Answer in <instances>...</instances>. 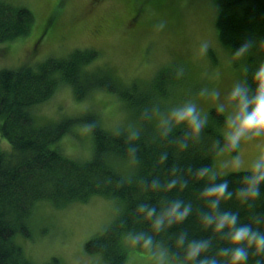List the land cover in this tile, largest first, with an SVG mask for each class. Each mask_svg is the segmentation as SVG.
Returning <instances> with one entry per match:
<instances>
[{
  "label": "trees",
  "instance_id": "trees-1",
  "mask_svg": "<svg viewBox=\"0 0 264 264\" xmlns=\"http://www.w3.org/2000/svg\"><path fill=\"white\" fill-rule=\"evenodd\" d=\"M217 4L219 39L227 50L246 57L243 87L252 97L259 83L255 74L264 65V0ZM34 19L29 8L0 0V41L28 35ZM100 57L95 48L77 47L65 56L0 69V128L12 146L0 147V264H36L16 235H30L40 203L65 207L93 196L120 201L114 221L86 242L87 251L101 254L105 264H124L129 241L149 253L161 247L178 264H264V249L254 241L232 239L235 229L245 225L264 233V179L253 180L264 169L212 172L220 150L238 152V144L225 134V113L215 106L198 113L199 130L188 119L166 118V106H153L151 92L155 87L160 97L170 95L181 75L164 72V67L147 83L127 82ZM62 85L71 88L77 101H87L98 91L116 93L128 110L127 122L110 129L96 108L39 122L37 108ZM237 102L241 107L239 97ZM81 126L91 136L88 158L71 155L60 145ZM224 181L223 194L208 191ZM176 204V213L187 209V214L172 213ZM225 213L234 215L235 222L217 227ZM193 243L204 246L190 255ZM237 247L247 251L246 260L233 261ZM42 264L61 261L52 257Z\"/></svg>",
  "mask_w": 264,
  "mask_h": 264
},
{
  "label": "rangeland",
  "instance_id": "rangeland-1",
  "mask_svg": "<svg viewBox=\"0 0 264 264\" xmlns=\"http://www.w3.org/2000/svg\"><path fill=\"white\" fill-rule=\"evenodd\" d=\"M8 1L29 8L35 19L28 35L0 41V69L33 64L51 55L65 56L77 47H92L100 51V61L127 82L147 83L164 67V72L181 75L170 95L160 97L155 87L151 92L153 106L160 102L166 106V118L174 117V110L187 104H194L197 113L213 106L221 110L223 105L228 119L226 136L232 131L229 119L240 106L231 93L237 85L243 87L246 57L222 45L216 26L217 0ZM90 108L98 109L110 129L127 122L128 110L116 93L98 91L87 101H77L66 85L60 86L36 113L44 123ZM77 131L64 136L60 145L71 155L88 158L90 132L82 126ZM253 132L241 137L237 153L220 150L212 172L254 170L253 162L264 152V129L258 135ZM0 147L11 150L1 128ZM119 210V200L103 196L65 207L43 202L30 221V235L18 233L16 241L36 264L52 257H58L61 264H105L101 254L87 251L86 242L107 228ZM127 245L130 251L124 264H158L161 253L164 264H178L169 260L161 247L149 253L135 249L130 241Z\"/></svg>",
  "mask_w": 264,
  "mask_h": 264
},
{
  "label": "clouds",
  "instance_id": "clouds-1",
  "mask_svg": "<svg viewBox=\"0 0 264 264\" xmlns=\"http://www.w3.org/2000/svg\"><path fill=\"white\" fill-rule=\"evenodd\" d=\"M206 47V46H205ZM244 47H247L245 45ZM243 48L241 49V51ZM256 79L259 81L257 85V90L254 96L249 97L247 93V89L240 85H237L232 90V97H239L240 100V111L236 113L234 117L229 119V124L232 127V131L227 133L228 137L232 141L233 145L239 143L242 136L249 130H254L253 134H259L262 129H264V65H262L256 72ZM218 95V93H217ZM249 104L253 106L249 109ZM221 110H223V105H221ZM173 116L176 120H184L188 119L190 123L193 124L196 130H199L201 127V121L198 118V113L196 110V106L194 104H187L181 108L174 110ZM254 171H259L264 169V152L260 154V156L253 162ZM264 179V171H259V174L253 177V180L258 183L259 180ZM227 188V181L222 182L219 185H215L208 189L209 192L223 194L225 189ZM251 194H257L258 189L254 186L250 189ZM231 193H229L230 195ZM215 203V202H214ZM179 207V204H176L173 209H171L172 213H175L179 217H183L187 214V209L183 212L176 213V208ZM151 211H154L151 210ZM235 216H229V214L225 213L218 223L217 227H223L225 221L230 223L235 222ZM162 219H158L157 223H161ZM247 238L249 242H255L258 249H264V233H256L253 232L249 226H241L235 229L232 233V239L234 241H240ZM151 238L146 242H150ZM204 245L201 243H193L190 250V255H195ZM225 251H228L225 249ZM232 259L233 261H244L247 259V251L242 247H237L232 250ZM158 264H164V254L161 253L158 258ZM200 264H205L204 261H201ZM215 264V261L212 262Z\"/></svg>",
  "mask_w": 264,
  "mask_h": 264
},
{
  "label": "bare ground",
  "instance_id": "bare-ground-1",
  "mask_svg": "<svg viewBox=\"0 0 264 264\" xmlns=\"http://www.w3.org/2000/svg\"><path fill=\"white\" fill-rule=\"evenodd\" d=\"M18 68V67H17ZM15 69V68H14ZM199 80V79H198ZM199 82H200V80H199ZM126 84V83H125ZM129 86V85H128ZM127 86V87H128ZM74 89V88H73ZM183 90V89H182ZM181 91V90H180ZM183 92V91H182ZM123 98V97H122ZM160 118H161V116H160ZM208 119V118H207ZM203 120V119H202ZM38 124V123H37ZM37 127V126H36ZM104 128V127H103ZM261 133V132H260ZM12 147V146H11ZM12 149V148H11ZM7 152V151H6ZM79 159V158H78ZM75 160V159H74ZM81 161V160H80ZM127 163H129V162H127ZM128 165H130V164H128ZM52 222V221H51ZM57 225V224H56ZM57 227V226H56ZM56 230V229H55ZM21 234V233H20ZM38 235V234H37ZM36 237V236H35ZM26 238V237H25ZM28 238V237H27ZM24 239V238H23ZM30 240V239H29ZM22 241V240H21ZM32 241V240H31ZM29 256V255H28Z\"/></svg>",
  "mask_w": 264,
  "mask_h": 264
}]
</instances>
